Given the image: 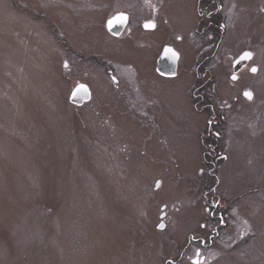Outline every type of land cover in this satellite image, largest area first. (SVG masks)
I'll list each match as a JSON object with an SVG mask.
<instances>
[{"label": "rangeland", "instance_id": "obj_1", "mask_svg": "<svg viewBox=\"0 0 264 264\" xmlns=\"http://www.w3.org/2000/svg\"><path fill=\"white\" fill-rule=\"evenodd\" d=\"M205 1L0 0V264H264V0Z\"/></svg>", "mask_w": 264, "mask_h": 264}, {"label": "water", "instance_id": "obj_2", "mask_svg": "<svg viewBox=\"0 0 264 264\" xmlns=\"http://www.w3.org/2000/svg\"><path fill=\"white\" fill-rule=\"evenodd\" d=\"M130 20L128 13L121 12L115 14L113 17L107 20L108 30L116 36H120L125 28L127 27ZM147 29H154L155 24L152 22H147L144 24ZM244 56V55H243ZM245 54L244 57H246ZM180 54L171 46H166L158 59V72L166 77H175L178 73V64H179ZM91 99V90L89 86L85 83H80L73 90L70 100L74 104L82 105L84 102ZM165 216V213L162 214V217ZM160 229L165 227V223L160 224Z\"/></svg>", "mask_w": 264, "mask_h": 264}, {"label": "flooded vegetation", "instance_id": "obj_3", "mask_svg": "<svg viewBox=\"0 0 264 264\" xmlns=\"http://www.w3.org/2000/svg\"><path fill=\"white\" fill-rule=\"evenodd\" d=\"M211 1H213V0H206L205 1L207 3V5H208V7L206 9H208L210 7ZM202 2H203V0H200V3H202ZM204 5H205V3H204ZM199 6L201 7L202 5L200 4ZM223 8H224V6H223ZM221 12H222V15L219 14V16L214 15L212 17L211 15H209L210 19H212L210 21V23L211 24H215V23H213L214 20H215L217 22V24L220 26V29L223 32H225L226 31V28L228 27V26H226L228 24H226V22L224 21V18L226 17V14H225V10H221ZM227 29H228L227 31L229 32L230 25H229V27ZM111 35L114 36V37L116 36L113 33H111ZM116 38H118V36H116ZM225 38H226V35L224 36V38L223 37H220V39H219L220 45H222V43H223L222 40H225ZM218 48H217V50H218ZM245 54H247L246 57H244ZM248 54H250V55H248ZM255 55H256L255 54V51L252 48H250V49L243 50L242 52H240L237 56H235L233 58L231 64L228 65V70L231 69L233 71V73L231 74V78L233 79L234 82L239 81L240 78H241V73H243L246 70H249L253 74H258L259 73V71H260L259 66L257 64L256 65H254V64L251 65V62L255 58ZM215 56H216V52L213 55H211L212 58H209V60H212ZM220 56H221V53H220ZM253 69H255V71H253ZM212 72L214 73V70H212ZM215 73H214V75H215ZM218 74L219 73H216L217 76H218ZM245 86H247V85L245 84ZM249 93L251 94L250 96L247 95ZM242 96L244 97V99H246L249 102H251V101H253V99H255V92H254L253 89L249 90V87H246L243 90V92H242ZM237 98H239V97H237ZM232 125H234V124L231 123V126ZM198 253H200V252L198 251Z\"/></svg>", "mask_w": 264, "mask_h": 264}, {"label": "snow or ice", "instance_id": "obj_4", "mask_svg": "<svg viewBox=\"0 0 264 264\" xmlns=\"http://www.w3.org/2000/svg\"><path fill=\"white\" fill-rule=\"evenodd\" d=\"M248 55H250V54H248ZM253 71H255V69H253ZM247 95H249V96H250L251 94L249 93V94H247Z\"/></svg>", "mask_w": 264, "mask_h": 264}]
</instances>
